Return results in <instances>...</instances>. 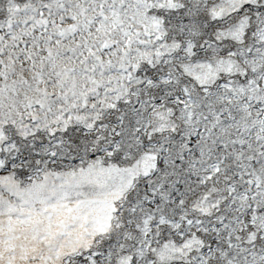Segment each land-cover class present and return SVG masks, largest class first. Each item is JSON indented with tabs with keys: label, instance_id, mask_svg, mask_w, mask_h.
I'll list each match as a JSON object with an SVG mask.
<instances>
[{
	"label": "snow or ice",
	"instance_id": "6c2138e0",
	"mask_svg": "<svg viewBox=\"0 0 264 264\" xmlns=\"http://www.w3.org/2000/svg\"><path fill=\"white\" fill-rule=\"evenodd\" d=\"M0 264H264V0H0Z\"/></svg>",
	"mask_w": 264,
	"mask_h": 264
}]
</instances>
